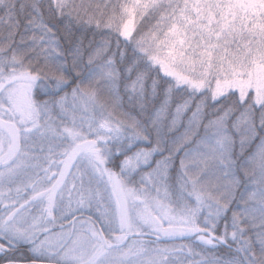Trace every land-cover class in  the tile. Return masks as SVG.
Segmentation results:
<instances>
[{
	"label": "snow or ice",
	"instance_id": "6c2138e0",
	"mask_svg": "<svg viewBox=\"0 0 264 264\" xmlns=\"http://www.w3.org/2000/svg\"><path fill=\"white\" fill-rule=\"evenodd\" d=\"M0 264H264V0H0Z\"/></svg>",
	"mask_w": 264,
	"mask_h": 264
}]
</instances>
